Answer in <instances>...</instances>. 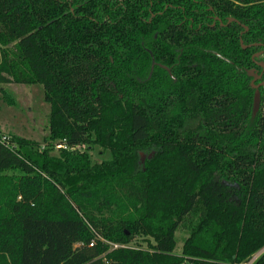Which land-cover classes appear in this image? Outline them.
Returning a JSON list of instances; mask_svg holds the SVG:
<instances>
[{
    "label": "trees",
    "instance_id": "16d2710c",
    "mask_svg": "<svg viewBox=\"0 0 264 264\" xmlns=\"http://www.w3.org/2000/svg\"><path fill=\"white\" fill-rule=\"evenodd\" d=\"M254 43L264 0H0V86L49 104L0 144V264H264Z\"/></svg>",
    "mask_w": 264,
    "mask_h": 264
},
{
    "label": "rangeland",
    "instance_id": "374dc122",
    "mask_svg": "<svg viewBox=\"0 0 264 264\" xmlns=\"http://www.w3.org/2000/svg\"><path fill=\"white\" fill-rule=\"evenodd\" d=\"M3 89L11 95L12 100L9 97L7 98L3 92H0V129L11 135L36 142L40 147H43L42 137L47 133V115L49 113V104L44 100L43 86L41 84L10 83L0 86V90ZM57 143L51 148L50 153L52 155L58 154ZM85 147V145L78 146L81 150ZM100 151L95 148L89 152L93 161L98 162L101 160ZM141 154L145 157L143 153ZM185 236L186 234L181 230L175 232L176 251H179ZM93 241L95 243L101 242L110 248L113 247V243L101 236L96 237ZM128 245L144 248L146 242L143 237H136ZM259 252L254 256L258 255ZM249 263L248 261L243 264Z\"/></svg>",
    "mask_w": 264,
    "mask_h": 264
},
{
    "label": "flooded vegetation",
    "instance_id": "af4514ba",
    "mask_svg": "<svg viewBox=\"0 0 264 264\" xmlns=\"http://www.w3.org/2000/svg\"><path fill=\"white\" fill-rule=\"evenodd\" d=\"M213 17V23H212V25H214L215 24V21H218V22H220L221 20L218 18V16H212ZM216 18H218V19H216ZM228 18H232V17H228ZM228 21V20H227ZM227 21H226V23L225 24H227ZM232 21H234V18H233V20ZM229 22H231V21H229ZM228 22V23H229ZM220 23H222V25H225L222 21L220 22ZM220 23H219V25H220ZM222 25H220V26H222ZM254 44H256V45H259V44H261V43H254ZM264 57V46H262V44H261V48L259 49V50H257V51H255V52H253L252 54H251V60L253 61V65H252V67H250L249 69H247L246 70V74H247V71H252V73L253 74H251V75H248L247 74V76H249L250 77V81H249V84L251 83V81H252V79H253V77H255V76H259L255 81H254V83L256 84V83H259V82H261L262 80H264V59H262ZM251 86V85H250ZM260 88V87H259ZM262 88H264V87H262ZM260 93V92H259Z\"/></svg>",
    "mask_w": 264,
    "mask_h": 264
},
{
    "label": "built area",
    "instance_id": "2783aa9c",
    "mask_svg": "<svg viewBox=\"0 0 264 264\" xmlns=\"http://www.w3.org/2000/svg\"><path fill=\"white\" fill-rule=\"evenodd\" d=\"M64 140H62L61 143H57V147L58 148H65V144H64ZM0 144L3 145L4 147H6L7 149H14L16 144L15 142L13 141L11 135L3 130L0 129ZM94 243V241L90 242L89 245L92 246ZM113 248H117L119 246H124V245H120V244H116V243H113L112 244Z\"/></svg>",
    "mask_w": 264,
    "mask_h": 264
},
{
    "label": "water",
    "instance_id": "95a60500",
    "mask_svg": "<svg viewBox=\"0 0 264 264\" xmlns=\"http://www.w3.org/2000/svg\"><path fill=\"white\" fill-rule=\"evenodd\" d=\"M216 19H218V18H216ZM219 20V19H218ZM227 23L229 22V21H232L233 20V18H227ZM220 21V20H219ZM221 22V21H220ZM219 22V23H220ZM220 25H222V23H220ZM242 47H244L243 45H242ZM247 74L248 75H251V74H253L252 73V71L250 70V71H247ZM259 76H255V77H253V79H252V81H251V83H250V85H251V87L254 89V94H253V108H252V114L254 115L255 113H256V111H257V109H258V106H259V101H260V93H259V87H264V80H262L261 82H259V83H254V81L258 78ZM143 158H144V156L142 155V157H141V159L143 160Z\"/></svg>",
    "mask_w": 264,
    "mask_h": 264
},
{
    "label": "bare ground",
    "instance_id": "6f19581e",
    "mask_svg": "<svg viewBox=\"0 0 264 264\" xmlns=\"http://www.w3.org/2000/svg\"><path fill=\"white\" fill-rule=\"evenodd\" d=\"M253 259H254V258H253ZM253 259H252V260H253ZM250 262H251V261H250ZM249 264H250V263H249Z\"/></svg>",
    "mask_w": 264,
    "mask_h": 264
}]
</instances>
